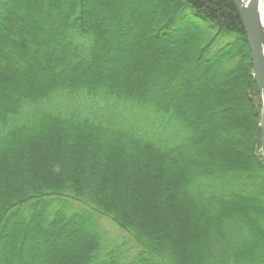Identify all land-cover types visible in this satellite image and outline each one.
Wrapping results in <instances>:
<instances>
[{
    "label": "trees",
    "instance_id": "obj_1",
    "mask_svg": "<svg viewBox=\"0 0 264 264\" xmlns=\"http://www.w3.org/2000/svg\"><path fill=\"white\" fill-rule=\"evenodd\" d=\"M102 1L0 0V60L45 76L0 92V163L16 166L0 264H48L44 240L72 248L78 232L76 264H264L262 108L234 1ZM30 5L36 39L14 27ZM133 36L160 64L146 79Z\"/></svg>",
    "mask_w": 264,
    "mask_h": 264
},
{
    "label": "rangeland",
    "instance_id": "obj_2",
    "mask_svg": "<svg viewBox=\"0 0 264 264\" xmlns=\"http://www.w3.org/2000/svg\"><path fill=\"white\" fill-rule=\"evenodd\" d=\"M98 1L102 4L103 9L101 12H104L106 8H104L103 6V1L102 0H98ZM142 1L143 0H140V2ZM109 9H110V6H109ZM106 10H108V8ZM16 15L17 17H16V20L14 21V27H15L16 32L19 31V28L21 27L24 28L25 26L27 30L25 28L23 30L27 31V35L29 37L36 39L37 37L40 36V31H35V33H32V30H31V27L33 26V22L35 23L38 22L39 18L41 17L39 14H37V9L35 8L34 5H30L28 10H24L23 7H19L18 12H16ZM50 21L53 23L57 22L55 18L51 19ZM133 37L139 42L140 50L134 55L136 63H139V64L131 68V75L135 73V75H137L138 77L146 79L149 76V73L147 72L149 67L152 65L160 67V64L158 63V59L154 60L152 58L153 56L152 54L154 53V51H151V50L145 51L146 44L140 41L137 36L136 37L133 36ZM183 44L188 45L189 43L184 41ZM0 61H1L0 62V92L4 93V95L9 93L10 91L11 92L14 91L18 87L20 88L21 85H16L14 87V85L17 83V82H13L15 79H19L23 81L24 83L29 84V83H32L33 81H38V80H41V78L45 77L43 75L44 73L41 72V70L29 72L25 67L17 63L13 55L8 51H7L5 58H3ZM8 63H12L13 69L11 71V74H7V72L4 71V67L5 69H7ZM198 96L202 99V102H203V105L201 107L208 112V103L210 102L211 97L207 98L205 92L200 93ZM261 126H262V117H261ZM215 140L217 141L218 139L216 138ZM64 150L65 149H62V152ZM24 152L26 154L25 150ZM22 154L24 153L22 152ZM260 155L263 158L262 148L260 150ZM24 158L26 159V157ZM13 164H15V162H13L11 159L0 163V180L3 178L6 168H10L14 170L16 166H13ZM150 187L155 189L156 191V187H154L153 183H151ZM156 198L160 199L161 197H159L158 194L156 193ZM103 222L106 227L108 236L112 241H115L116 244H120L122 242H130V247H135L134 244L130 241L129 236H127V234H125L111 220L105 218ZM151 226H154V223L151 224ZM186 226L188 227L189 234H190V229H189L190 224L188 223V225ZM58 238L60 239V237ZM75 240L77 242L74 243V246H72V248L71 247L68 248L67 244L64 242L62 243L61 239H60L61 241L60 243L62 244L60 246H57V245L54 246V244L52 245L51 241L46 242V240H44V243L43 245L40 246V248L42 250V254L49 259L48 264H76L75 261L77 260V256L82 255V253L86 250V248L90 246L91 241L88 240L87 238H84L80 232L76 234Z\"/></svg>",
    "mask_w": 264,
    "mask_h": 264
},
{
    "label": "water",
    "instance_id": "obj_3",
    "mask_svg": "<svg viewBox=\"0 0 264 264\" xmlns=\"http://www.w3.org/2000/svg\"><path fill=\"white\" fill-rule=\"evenodd\" d=\"M245 29L254 68V77L260 91L262 108V155L264 159V20L260 15L264 0H233Z\"/></svg>",
    "mask_w": 264,
    "mask_h": 264
},
{
    "label": "bare ground",
    "instance_id": "obj_4",
    "mask_svg": "<svg viewBox=\"0 0 264 264\" xmlns=\"http://www.w3.org/2000/svg\"><path fill=\"white\" fill-rule=\"evenodd\" d=\"M244 1L247 3V0H244ZM260 15H261L262 19L264 20V5H261Z\"/></svg>",
    "mask_w": 264,
    "mask_h": 264
}]
</instances>
